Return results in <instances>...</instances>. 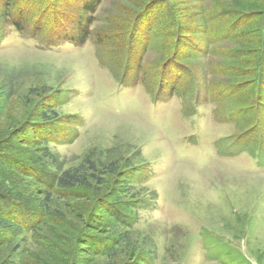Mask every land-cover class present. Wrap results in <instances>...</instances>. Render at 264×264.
Returning <instances> with one entry per match:
<instances>
[{
  "label": "rangeland",
  "instance_id": "374dc122",
  "mask_svg": "<svg viewBox=\"0 0 264 264\" xmlns=\"http://www.w3.org/2000/svg\"><path fill=\"white\" fill-rule=\"evenodd\" d=\"M24 1L16 10L23 30L0 11V139L26 121L44 122L31 115L46 102L70 118L43 143L53 171L87 157L139 169L133 187L144 207L134 225L114 229L119 244L91 264H127L136 255L146 264H264V60L259 88L249 63L257 20L244 22L235 0H171L179 22L159 0H101L77 45L65 37L79 38L91 14H82L79 0ZM140 12L149 21L144 49L129 29ZM201 19L216 31L212 43L194 34ZM177 34L191 44L176 48ZM138 74L144 81L135 83ZM0 184L24 193L48 221L6 232L0 264H45L55 225L78 224L69 200L52 195L46 210L26 179L0 171ZM92 201L72 202L86 212Z\"/></svg>",
  "mask_w": 264,
  "mask_h": 264
},
{
  "label": "trees",
  "instance_id": "16d2710c",
  "mask_svg": "<svg viewBox=\"0 0 264 264\" xmlns=\"http://www.w3.org/2000/svg\"><path fill=\"white\" fill-rule=\"evenodd\" d=\"M79 1L82 14H91L84 23H80L82 33L79 38L63 36L67 41L74 39L77 45L83 44L88 37L87 24L94 21L92 13L101 3V0ZM235 1L239 4L238 10L242 12L240 14L244 22L253 20L258 22L256 28H258L259 35L252 44L256 53L254 52L253 58L249 57V63H251L250 67L253 71L252 76L256 77L255 85L259 88L264 60V0ZM159 2L162 6L169 5L175 21L179 22L176 15L179 10L178 5L171 0H159ZM24 3V0H0L2 15L19 30L24 28V13L16 10L21 9ZM146 18L145 12H140L129 28L134 33H132L134 41L142 45L143 49L148 41L146 39L149 33L146 28L149 21H146ZM200 22L199 26L194 28V34H202L206 36L208 43H212L217 39L216 31L211 29L208 19H201ZM35 30L40 31V29ZM177 31L188 33L190 28L178 24ZM49 36L58 37L53 34H49ZM185 37L184 34L181 39H178L177 34L178 41L174 44L176 48L191 44ZM99 42H104L103 35L100 36ZM140 81H144L143 74H138L133 82ZM120 82L124 85L133 83H129L123 78ZM174 93L175 91H172L169 95L164 96L158 93L155 100H161ZM37 105H45V110L32 113L31 120L39 117L44 122L35 124L26 121L18 128L12 129V127V130L0 139V171H7L26 179L28 184L34 187L39 196L43 198L42 205L46 210H50L54 206L55 198H52V195L59 199L69 200L66 204L78 224L68 225L60 222L55 225L59 229L52 233L55 247L49 249L50 256H47L45 264H91L98 255L114 249L119 244L120 237L114 232V229L134 225L137 211L144 207V201L138 198V193L133 187V178L139 169L134 167L130 160H126L122 166H118L115 161L98 165L90 157H87L79 167L65 170L62 173L53 171L51 165L56 162L54 155L48 145L43 146V143L54 139V133L62 132L63 127L61 128L58 124L65 125L70 122V118L59 116L49 103L44 102ZM34 127L35 131L31 135L28 134L27 130ZM65 138L66 136L63 137V140ZM77 199L93 200L92 206L86 212L80 211V207L75 208L76 205L72 202ZM152 199L154 200H149L147 204L155 203V193ZM29 205V199L24 193L15 192L0 184V244L5 241L6 232L12 236L27 228L37 230L43 224H48V221L42 218L41 213ZM61 218H64V215ZM53 243L46 244L52 246ZM71 245L75 247L74 253L64 249L63 253H67V255H63L62 250L58 251L59 247L62 249ZM69 252L71 256L68 254ZM127 264L146 263L142 256L136 255L132 256L131 261Z\"/></svg>",
  "mask_w": 264,
  "mask_h": 264
}]
</instances>
